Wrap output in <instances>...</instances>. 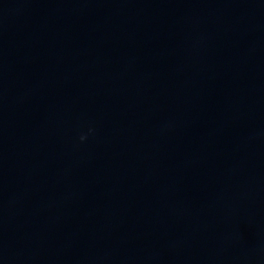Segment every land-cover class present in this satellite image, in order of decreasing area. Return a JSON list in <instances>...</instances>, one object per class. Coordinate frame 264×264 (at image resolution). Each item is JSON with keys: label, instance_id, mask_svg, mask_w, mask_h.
<instances>
[{"label": "clouds", "instance_id": "1", "mask_svg": "<svg viewBox=\"0 0 264 264\" xmlns=\"http://www.w3.org/2000/svg\"><path fill=\"white\" fill-rule=\"evenodd\" d=\"M81 139L83 140V139H85V137L82 136Z\"/></svg>", "mask_w": 264, "mask_h": 264}]
</instances>
